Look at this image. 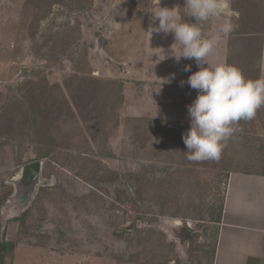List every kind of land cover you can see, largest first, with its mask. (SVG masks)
I'll return each mask as SVG.
<instances>
[{
    "label": "rangeland",
    "instance_id": "obj_1",
    "mask_svg": "<svg viewBox=\"0 0 264 264\" xmlns=\"http://www.w3.org/2000/svg\"><path fill=\"white\" fill-rule=\"evenodd\" d=\"M131 1L0 0V236L15 244L16 264H211L232 170L216 169L214 159L192 165L184 157L179 123L137 117L131 92L140 93V83L129 80L120 53L126 43L137 47L133 17L156 3L176 7L182 22L196 21L185 14L184 0ZM237 14L235 31L252 24L260 29L258 14L252 24ZM217 20L199 26L211 36ZM127 21L133 23L124 42L113 25ZM158 46L149 41L148 58L154 60ZM241 54L235 51L231 59L244 62ZM165 55L169 63L170 52ZM155 72L153 65L147 71ZM81 79L90 82L88 121L78 117L69 96L82 87ZM41 89L46 96L37 101ZM41 105L53 126L46 122L42 129L33 121ZM133 119L158 122L148 125L146 145L137 139ZM234 127L223 149L232 169L264 170L262 109ZM48 128L56 147L40 160L36 134ZM35 161L43 162L39 185L17 191L23 166ZM185 228L199 238L182 242Z\"/></svg>",
    "mask_w": 264,
    "mask_h": 264
},
{
    "label": "crops",
    "instance_id": "obj_2",
    "mask_svg": "<svg viewBox=\"0 0 264 264\" xmlns=\"http://www.w3.org/2000/svg\"><path fill=\"white\" fill-rule=\"evenodd\" d=\"M131 2L128 0L129 4ZM159 6L156 3L151 9L142 10L139 16L133 17L136 18V21H133L138 29L137 33L133 32L139 38L136 43L137 47L126 43L128 46L124 44L125 48L123 47L120 51L123 55V63L130 69L129 80L140 83L138 88L141 92L138 93L134 89L131 92L134 103L131 107L137 109V117L140 118L189 124L188 106L195 101L198 91L192 89L187 83L181 87V81L186 82L200 68L194 59L181 58L177 62L174 55H181V46L176 45L172 50V46L176 43L173 34L153 32L151 35L147 32L152 23L150 12ZM161 7L176 9L174 18L182 22L176 7L162 5ZM262 9L264 18V5ZM127 11L130 13L131 9L127 8ZM238 18V15L233 17L237 26L239 25ZM221 22L220 19L214 22L211 35L215 34ZM130 23L133 22L127 21V25L117 22L113 25L121 32L124 42L130 37V33L128 37L123 34L126 28L129 31ZM155 26H158V21ZM259 28L257 34L254 35H243L234 30L224 37L209 57L211 65L226 63L239 68L247 79L264 78V21ZM151 40L159 43L154 60L148 58L147 53ZM167 51L170 52L169 63L165 55ZM235 51L246 56L244 62L231 59ZM152 65L155 71L157 69L153 76L147 73ZM187 65H191L189 72L184 71ZM173 74H175L174 78ZM261 109L264 113V107ZM217 224L211 264H264V170L245 171L234 168L230 172L226 180L220 222ZM0 239L6 240L1 236ZM15 255V252L6 255L3 264H16L13 260Z\"/></svg>",
    "mask_w": 264,
    "mask_h": 264
},
{
    "label": "clouds",
    "instance_id": "obj_3",
    "mask_svg": "<svg viewBox=\"0 0 264 264\" xmlns=\"http://www.w3.org/2000/svg\"><path fill=\"white\" fill-rule=\"evenodd\" d=\"M184 5L185 14L195 23L180 22L174 18L176 9L159 6L150 12L152 23L147 32L173 34L176 43L172 50L181 46V55H174L177 62L181 58L194 59L199 66L200 70L186 82L181 81V87L187 83L198 91L188 106L190 129L183 135V142L190 161L219 159L226 141L238 130L234 125L252 120L264 107V78L247 79L234 65L212 66L209 61L219 42L237 27L233 17L238 14L232 8V0H184ZM213 18L222 22L209 37L199 25ZM184 71H191V65Z\"/></svg>",
    "mask_w": 264,
    "mask_h": 264
},
{
    "label": "trees",
    "instance_id": "obj_4",
    "mask_svg": "<svg viewBox=\"0 0 264 264\" xmlns=\"http://www.w3.org/2000/svg\"><path fill=\"white\" fill-rule=\"evenodd\" d=\"M264 1V0H263ZM232 8L235 12L239 13L240 16L242 17V20L246 21L248 24H252V21L254 19V15L258 14L257 16L260 17L261 19V23L260 25H263V21L264 18L262 17L263 14V9L262 7L259 8V4L253 3L251 2V0H232ZM249 28L244 29V31L241 34L244 35H254L257 34V30L256 28L252 26H248ZM255 29V30H254ZM263 30V29H262ZM76 81L75 79H71L69 81L70 84H72V82ZM82 82V87H76L73 91L71 90L69 92V96L70 99L75 107V109H77L78 112V117H80L81 120L86 121L87 119L85 118V114L88 113V108H89V104L85 102V100L90 97L89 93H88V85H90V82L81 79ZM96 83V87L97 85H99L98 90H103L102 84H97L98 82H94ZM69 88H71V86H69ZM46 89H49V87H46ZM94 90V89H93ZM92 90V91H93ZM49 92V91H48ZM95 92V93H94ZM92 92V94H96V97L99 95L96 90ZM102 92V91H101ZM39 95H37V101L41 100L44 98V96H46V93L43 94L42 89L39 91ZM62 95V94H61ZM100 100H105L103 99V96H101ZM40 102V101H39ZM60 102V100H59ZM61 102L65 103V105L67 106V112H69V114H71L73 117L75 116V111L74 109H72L71 104L69 103V101H67V99L62 95L61 98ZM62 103V104H63ZM100 103V101H99ZM64 105V104H63ZM97 108V107H96ZM105 106L102 108V111H104ZM39 111H41V120H39V115H37V117H35L33 119V121L36 123L37 126L41 127L43 129V127L45 128L47 125L48 126H53V119L52 121L49 120L47 117V115H49L46 112V107L41 105V108L39 107L38 109ZM94 111V110H93ZM257 116V114H256ZM95 118H99L98 116ZM88 121V120H87ZM133 123H139L138 127H136L135 130V134L137 135V139L139 138V141L142 142L143 145H146L147 142H149L151 140V132L152 129L151 127H149L148 125L150 124H157V121H145V120H141V119H133L131 120ZM47 122V123H46ZM50 122V123H48ZM111 122V121H109ZM46 123V124H45ZM45 124V125H43ZM100 126V124H98ZM178 125V127H182V131H181V137H180V144L181 147L183 148V153H184V157L187 158V148L186 145L183 142V135L190 129V123L189 124H176ZM101 130V127H99ZM52 130L50 128H48V130L46 132H42V131H37V143H38V148H37V154L39 155V159L43 160V159H49L51 157V155L53 154L55 147H56V141L57 139L55 138V136H53ZM92 137V136H91ZM96 138V137H95ZM92 140L94 141V137H92ZM134 141V140H132ZM215 163H216V169H221L222 171H227L229 172V170H234L232 169L233 167H231V161H232V166L235 165V163H233V159L229 156L228 160H227V155L225 152L222 151L221 156L219 159H214ZM192 162V165H198V163L200 162ZM227 163V164H225ZM225 164V165H224ZM230 167H229V165ZM227 167V168H224ZM231 168V169H230ZM222 211V210H221ZM220 216H221V212L219 214L217 223L220 222ZM134 230L138 233L140 230L137 227H133ZM184 235L181 236V241L184 243H192L195 241V239L199 238V235L196 233H192L191 231H188L187 228L183 229ZM163 238V237H162ZM164 241V238H163ZM15 250V244L3 239H0V264H3L4 262V257L8 254H13Z\"/></svg>",
    "mask_w": 264,
    "mask_h": 264
},
{
    "label": "water",
    "instance_id": "obj_5",
    "mask_svg": "<svg viewBox=\"0 0 264 264\" xmlns=\"http://www.w3.org/2000/svg\"><path fill=\"white\" fill-rule=\"evenodd\" d=\"M102 42L103 39H100L99 44ZM42 170V161H35L24 165L21 170L20 177H18L17 181L15 182L17 191H30L36 189L40 183Z\"/></svg>",
    "mask_w": 264,
    "mask_h": 264
}]
</instances>
